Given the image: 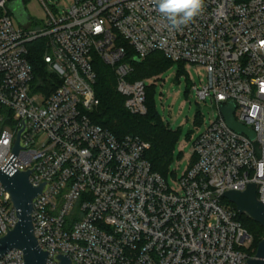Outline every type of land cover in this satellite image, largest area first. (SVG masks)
Returning a JSON list of instances; mask_svg holds the SVG:
<instances>
[{"label":"built area","instance_id":"1","mask_svg":"<svg viewBox=\"0 0 264 264\" xmlns=\"http://www.w3.org/2000/svg\"><path fill=\"white\" fill-rule=\"evenodd\" d=\"M41 1L46 21L33 29L31 20L17 27L0 0V169L30 173L42 187L31 217L46 264L61 256L70 264H250L255 256L243 249L252 237L224 196L254 184L264 205V0H205L180 30L153 0H73L63 12ZM37 41L59 80L51 92L39 89L29 60ZM127 47L139 61L160 53L207 73L192 89L218 115L195 140L178 191L153 171L148 143L117 139L91 119L96 60L112 69L126 110L147 114V86L129 80ZM230 103L255 140L229 127L221 107ZM18 223L0 183V238ZM0 264H24V253L13 249Z\"/></svg>","mask_w":264,"mask_h":264},{"label":"trees","instance_id":"2","mask_svg":"<svg viewBox=\"0 0 264 264\" xmlns=\"http://www.w3.org/2000/svg\"><path fill=\"white\" fill-rule=\"evenodd\" d=\"M127 50V61L134 68V73L129 78L130 81L144 80L145 78L157 76L174 63L160 53L152 54L145 60L137 62L131 47H127ZM44 55V41H37L31 45L29 60L37 76L36 82L39 84L41 91L51 92L53 90L52 87H57L59 80L47 70L43 62ZM177 64L181 67L184 65L182 63ZM95 70L97 72L95 89L99 106L91 113V119L117 139L134 136L148 143L150 148L146 152L145 158L151 164L153 171L167 181V173L173 160L177 133L165 126L155 111L152 91L147 89L146 92L147 114L145 116L132 115L125 108V98L117 92L116 77L112 69L107 67L101 60H96ZM194 161L193 158L191 165ZM232 207L236 210L235 205H232ZM237 220L242 223L252 237L250 255L254 257L259 244L264 239V228L239 213Z\"/></svg>","mask_w":264,"mask_h":264},{"label":"rangeland","instance_id":"3","mask_svg":"<svg viewBox=\"0 0 264 264\" xmlns=\"http://www.w3.org/2000/svg\"><path fill=\"white\" fill-rule=\"evenodd\" d=\"M10 14L17 27H25L31 20V27H43L46 11L41 0H7ZM50 8L63 12L72 5L73 0H43ZM147 89L152 91L155 111L165 126L177 133L173 160L167 173V182L171 189L178 191L177 182L189 169L193 160V144L210 123L217 117L218 111L210 100L200 102L193 86L201 87L207 83L204 68L193 65L172 63L157 76L145 78ZM230 204V202H225ZM243 251L251 253L249 249Z\"/></svg>","mask_w":264,"mask_h":264},{"label":"water","instance_id":"4","mask_svg":"<svg viewBox=\"0 0 264 264\" xmlns=\"http://www.w3.org/2000/svg\"><path fill=\"white\" fill-rule=\"evenodd\" d=\"M137 62H140L136 59ZM234 103L221 107V113L229 127L239 134H245L251 140H255V133L238 124L234 119ZM18 144L16 152L18 151ZM30 173H10L0 169V183L11 195L12 201L18 211L19 223L6 236L0 238V258L13 249L24 253V264H46L48 254L39 247L34 236L31 214L33 212V200L41 193L42 187L34 188L29 182ZM225 199L235 205L240 215L246 216L264 228V205L257 199L256 185H249L243 193L228 192ZM61 264H70L67 257H60ZM250 264H264V239L259 244L255 259Z\"/></svg>","mask_w":264,"mask_h":264},{"label":"clouds","instance_id":"5","mask_svg":"<svg viewBox=\"0 0 264 264\" xmlns=\"http://www.w3.org/2000/svg\"><path fill=\"white\" fill-rule=\"evenodd\" d=\"M153 3L173 30H180L194 22L205 8V0H153Z\"/></svg>","mask_w":264,"mask_h":264}]
</instances>
